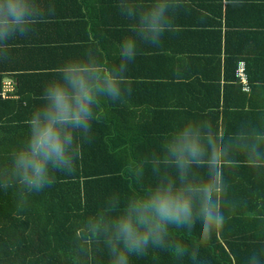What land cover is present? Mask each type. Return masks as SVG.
I'll return each mask as SVG.
<instances>
[{
    "label": "clouds",
    "instance_id": "1",
    "mask_svg": "<svg viewBox=\"0 0 264 264\" xmlns=\"http://www.w3.org/2000/svg\"><path fill=\"white\" fill-rule=\"evenodd\" d=\"M241 2L230 0L233 7ZM185 4L186 0H150L147 4L117 0L119 14L130 22V34L118 45L121 62L105 66L89 50L83 58L68 59L56 69L58 78L45 86L43 103L26 122L28 137L11 153L10 167L0 170V188L17 187L19 202L24 203L27 194L51 186L55 172L73 174L81 142L91 139L92 121L101 101L123 103L125 95L131 94L125 73L137 56L139 44L161 46ZM54 12V4L45 8L41 0H0V61L10 58L12 41L26 37ZM233 153L241 154L258 174L264 171V129L242 125L228 143L209 119H190L173 129L158 152L143 164L129 165L130 175L139 182L143 165L150 162L158 177L154 185L130 197L122 208L119 197L113 196L101 211L88 216L76 229L79 252L85 253L89 243H102L109 264H131L132 256H142L150 247L173 248L192 264H204L201 248L226 221L224 169L228 164L238 166ZM169 167L174 168V176L163 171ZM197 169H204L205 175ZM197 223L201 233L191 247L171 238V228L191 232ZM246 264H264V245L251 251Z\"/></svg>",
    "mask_w": 264,
    "mask_h": 264
},
{
    "label": "crops",
    "instance_id": "2",
    "mask_svg": "<svg viewBox=\"0 0 264 264\" xmlns=\"http://www.w3.org/2000/svg\"><path fill=\"white\" fill-rule=\"evenodd\" d=\"M227 1L186 0L161 46L139 44L125 73L131 94L125 95L123 103L103 99L93 121L107 116L141 125L149 118L163 125L165 138L190 119H209L225 143L235 139L242 125L264 129V0H242L234 7L236 21L245 24L235 44L245 51L249 92L225 78V45L231 31L224 16ZM41 2L45 8L54 4V14L26 37L12 41L10 58L0 61V160L11 159L13 150L28 137L26 122L43 103L45 86L58 78L57 68L68 59L83 58L89 50L105 66H118V45L130 34V22L119 14L117 0ZM8 81L14 90L5 92ZM233 157L239 160L236 167H251L241 154L233 153ZM253 182L264 186L260 179L246 183ZM14 187L9 188L13 195L18 193ZM257 194L243 199L251 201ZM243 232L259 235L264 231L249 225Z\"/></svg>",
    "mask_w": 264,
    "mask_h": 264
},
{
    "label": "trees",
    "instance_id": "3",
    "mask_svg": "<svg viewBox=\"0 0 264 264\" xmlns=\"http://www.w3.org/2000/svg\"><path fill=\"white\" fill-rule=\"evenodd\" d=\"M224 16L231 30L225 45V78L227 83L238 84L236 71L245 51L235 44V38L243 35L245 24L236 21L230 0ZM239 88L242 89L240 85ZM148 120L141 125L107 116L92 121L91 139L81 142L76 171L71 175L55 172L54 183L27 195L24 203L19 202L18 193L13 195L9 193L11 189L0 188V264H109V255L102 243H89L85 253L79 252L76 229L88 216L101 211L111 197H119L122 208L130 197L142 194L158 179L150 162L143 165L145 170L139 182L129 172L130 164H143L165 139L163 125ZM10 164L11 159L0 160V170L9 168ZM163 171L175 175L174 168ZM197 172L205 175L204 169ZM256 179L264 181V171L258 174L252 167L226 165V221L201 248L200 260L204 264H246L251 251L264 245V232L259 235L243 232L249 225L264 231V219H261L264 217V186L246 183ZM255 192H258L257 197L244 201L245 195ZM231 204L236 205L235 208ZM249 213L254 215L249 216ZM200 233V223L191 232L170 229L174 241L189 247L199 240ZM131 264L192 262L187 256L178 255L176 249L150 247L146 254L132 256Z\"/></svg>",
    "mask_w": 264,
    "mask_h": 264
},
{
    "label": "built area",
    "instance_id": "4",
    "mask_svg": "<svg viewBox=\"0 0 264 264\" xmlns=\"http://www.w3.org/2000/svg\"><path fill=\"white\" fill-rule=\"evenodd\" d=\"M236 77H237L238 82L242 86L243 91L249 92L250 91L249 77L247 74L246 63L243 60L238 63ZM13 90H14L13 84L10 81H8L5 84L4 91L10 92Z\"/></svg>",
    "mask_w": 264,
    "mask_h": 264
}]
</instances>
